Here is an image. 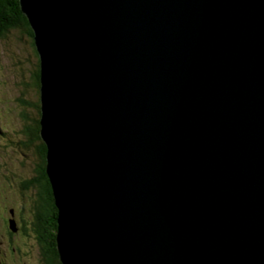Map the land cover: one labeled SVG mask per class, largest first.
Returning <instances> with one entry per match:
<instances>
[{"label":"water","instance_id":"water-1","mask_svg":"<svg viewBox=\"0 0 264 264\" xmlns=\"http://www.w3.org/2000/svg\"><path fill=\"white\" fill-rule=\"evenodd\" d=\"M18 1L60 264H264V0Z\"/></svg>","mask_w":264,"mask_h":264},{"label":"rangeland","instance_id":"rangeland-1","mask_svg":"<svg viewBox=\"0 0 264 264\" xmlns=\"http://www.w3.org/2000/svg\"><path fill=\"white\" fill-rule=\"evenodd\" d=\"M36 62L37 53L24 32L15 30L0 37L1 264H39L37 252L32 248L35 246L33 239L26 238L22 232L9 236L7 223L13 219L19 224L30 217L28 199L34 194L35 187L21 190L17 183L22 178L31 177L37 164L34 158L36 143L28 137L32 122L37 118L35 105L39 102L32 80L37 70Z\"/></svg>","mask_w":264,"mask_h":264},{"label":"trees","instance_id":"trees-1","mask_svg":"<svg viewBox=\"0 0 264 264\" xmlns=\"http://www.w3.org/2000/svg\"><path fill=\"white\" fill-rule=\"evenodd\" d=\"M22 31L24 32L30 39L36 54V50L33 44V32L30 29L27 19L22 14L19 6L18 0H0V37H4L6 34L10 33L11 31ZM32 80L34 83L35 88L39 94V64H37V70L32 76ZM37 110V118L32 122V129L31 132L28 134V137H32L33 141L36 143V154L40 156L42 162L44 163V170L39 171L36 169V181L38 185L45 191L46 196L44 199V206L42 208L43 216L42 218L45 219V224L43 226V233L45 236V244L52 249V254L50 255L51 260L54 264H60L56 252V231H57V209L54 205V199L52 196V191L50 189L49 181L47 179L45 173V166H46V148L44 143L41 141L39 137V117H40V107L39 102L35 105ZM42 146L41 154H38V146ZM44 186L47 190L44 189ZM46 246V247H47ZM47 247V248H48Z\"/></svg>","mask_w":264,"mask_h":264},{"label":"flooded vegetation","instance_id":"flooded-vegetation-1","mask_svg":"<svg viewBox=\"0 0 264 264\" xmlns=\"http://www.w3.org/2000/svg\"><path fill=\"white\" fill-rule=\"evenodd\" d=\"M37 64L38 62H36V65ZM41 152L42 146L39 145L38 154H41ZM34 158L36 159L37 164L32 170L31 177L22 178L17 183L21 190H27L26 187H35L34 194L32 196L29 195L28 199L30 201V207H27V210L29 211L30 217L26 220H22L19 224L15 220V224L17 225V227L15 226V228H17V232L11 231L8 225V233L9 236H13L22 232L26 238H32L35 244V246H32V248L35 249L37 252L39 264H44L41 256L44 257L46 264H54L50 257V255L52 254V249L45 244V236L43 233L45 219L42 218V208L44 206V199L47 193H45V191L38 185L36 181V169L43 172L44 163L42 162L40 156L34 155ZM10 179H13V177L11 176ZM44 189L47 190L45 186ZM11 213L14 214V211H11ZM7 223H9V220Z\"/></svg>","mask_w":264,"mask_h":264},{"label":"bare ground","instance_id":"bare-ground-1","mask_svg":"<svg viewBox=\"0 0 264 264\" xmlns=\"http://www.w3.org/2000/svg\"><path fill=\"white\" fill-rule=\"evenodd\" d=\"M39 107H40V102H39ZM39 119H40V117H39ZM16 232H17V228H16Z\"/></svg>","mask_w":264,"mask_h":264}]
</instances>
